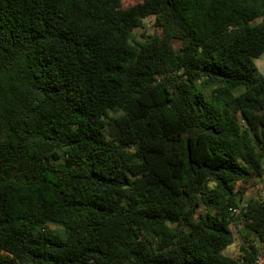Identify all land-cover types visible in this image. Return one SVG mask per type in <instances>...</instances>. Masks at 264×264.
Here are the masks:
<instances>
[{"label": "trees", "instance_id": "16d2710c", "mask_svg": "<svg viewBox=\"0 0 264 264\" xmlns=\"http://www.w3.org/2000/svg\"><path fill=\"white\" fill-rule=\"evenodd\" d=\"M263 53L264 0H0V264L264 255Z\"/></svg>", "mask_w": 264, "mask_h": 264}, {"label": "rangeland", "instance_id": "374dc122", "mask_svg": "<svg viewBox=\"0 0 264 264\" xmlns=\"http://www.w3.org/2000/svg\"><path fill=\"white\" fill-rule=\"evenodd\" d=\"M124 7H128L131 5H134L136 3L141 2L142 0H121ZM151 19H148L145 21L146 24L150 23ZM140 31H135V35L138 36ZM255 70H256V76L258 78H264V53L257 59L253 61ZM264 165V160H263ZM264 173L260 178H257L252 184H250L247 188L245 199H260L263 198L264 194ZM234 230V229H233ZM234 234L236 235V241L235 245L227 249L226 254L231 257H237L238 255V237L236 231H234ZM254 240V239H252ZM254 242H256L254 240ZM259 256L264 259L263 253L259 254Z\"/></svg>", "mask_w": 264, "mask_h": 264}, {"label": "built area", "instance_id": "2783aa9c", "mask_svg": "<svg viewBox=\"0 0 264 264\" xmlns=\"http://www.w3.org/2000/svg\"><path fill=\"white\" fill-rule=\"evenodd\" d=\"M231 212H233L234 214H238L239 213V211L236 210V209L231 210ZM251 264H264V259H262L260 256H258L256 258V260L253 263H251Z\"/></svg>", "mask_w": 264, "mask_h": 264}]
</instances>
